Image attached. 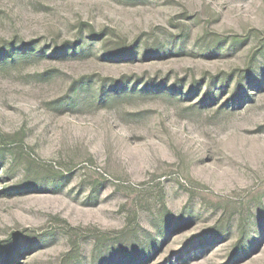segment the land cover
I'll use <instances>...</instances> for the list:
<instances>
[{"label": "rangeland", "instance_id": "1", "mask_svg": "<svg viewBox=\"0 0 264 264\" xmlns=\"http://www.w3.org/2000/svg\"><path fill=\"white\" fill-rule=\"evenodd\" d=\"M0 264H264V0H0Z\"/></svg>", "mask_w": 264, "mask_h": 264}]
</instances>
